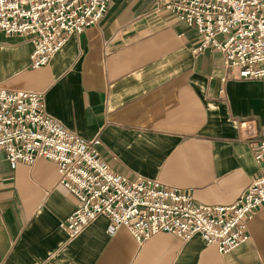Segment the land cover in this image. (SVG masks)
<instances>
[{
    "label": "crops",
    "instance_id": "1",
    "mask_svg": "<svg viewBox=\"0 0 264 264\" xmlns=\"http://www.w3.org/2000/svg\"><path fill=\"white\" fill-rule=\"evenodd\" d=\"M200 39L154 0H109L101 20L69 34L39 67L29 38L0 31V86L41 93L47 114L84 140L99 138L115 173L227 206L257 174L264 78L239 77L212 47L195 51ZM76 204L54 161L11 166L0 150V264H264V205L247 220L248 240L221 254L198 234L139 243L105 215L70 238L60 223Z\"/></svg>",
    "mask_w": 264,
    "mask_h": 264
},
{
    "label": "built area",
    "instance_id": "2",
    "mask_svg": "<svg viewBox=\"0 0 264 264\" xmlns=\"http://www.w3.org/2000/svg\"><path fill=\"white\" fill-rule=\"evenodd\" d=\"M178 21L196 28L195 51L212 47L224 67L242 78H264V0H154ZM109 0H0V31L29 38L31 65L48 63L71 33L97 23ZM224 79V78H223ZM98 137L84 140L47 114L43 95L0 86V150L11 166L36 158L57 165L58 182L77 198L60 225L70 238L99 215L112 231L126 226L137 242L159 232L183 240L200 235L205 245L226 254L248 240L247 220L264 205V139L253 146L257 174L230 205L192 202L188 193L139 176L129 180L101 159Z\"/></svg>",
    "mask_w": 264,
    "mask_h": 264
},
{
    "label": "rangeland",
    "instance_id": "3",
    "mask_svg": "<svg viewBox=\"0 0 264 264\" xmlns=\"http://www.w3.org/2000/svg\"><path fill=\"white\" fill-rule=\"evenodd\" d=\"M204 205V204H203Z\"/></svg>",
    "mask_w": 264,
    "mask_h": 264
}]
</instances>
